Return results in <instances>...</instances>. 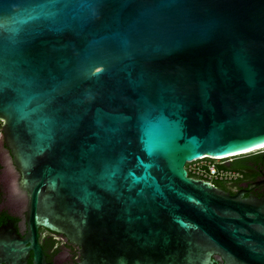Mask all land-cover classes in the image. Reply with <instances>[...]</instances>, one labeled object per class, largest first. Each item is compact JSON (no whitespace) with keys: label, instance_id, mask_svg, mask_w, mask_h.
<instances>
[{"label":"water","instance_id":"1","mask_svg":"<svg viewBox=\"0 0 264 264\" xmlns=\"http://www.w3.org/2000/svg\"><path fill=\"white\" fill-rule=\"evenodd\" d=\"M0 122V264H50L41 228L76 264H264V197L185 169L264 149V0H0Z\"/></svg>","mask_w":264,"mask_h":264},{"label":"flooded vegetation","instance_id":"2","mask_svg":"<svg viewBox=\"0 0 264 264\" xmlns=\"http://www.w3.org/2000/svg\"><path fill=\"white\" fill-rule=\"evenodd\" d=\"M232 164H234L237 169L230 168ZM227 165L230 170L238 173L239 178L230 185L220 184L219 186L216 184L215 186L218 185V188L231 195L243 192L244 197H264V152L249 160L228 161ZM1 197L0 193V203ZM22 222L21 216L0 209V229L6 227L10 228L11 226V229H13L15 233L20 237H24L26 231L22 226ZM38 243L42 248L47 263L76 264L80 260L79 248L69 243L65 236L61 234L52 233L41 228L38 230ZM212 260L215 264H225V261H223L219 255H213ZM27 264H32V253Z\"/></svg>","mask_w":264,"mask_h":264},{"label":"built area","instance_id":"3","mask_svg":"<svg viewBox=\"0 0 264 264\" xmlns=\"http://www.w3.org/2000/svg\"><path fill=\"white\" fill-rule=\"evenodd\" d=\"M230 158L202 156L189 161L185 165L187 176L213 185H230L239 178L238 173L228 168Z\"/></svg>","mask_w":264,"mask_h":264},{"label":"rangeland","instance_id":"4","mask_svg":"<svg viewBox=\"0 0 264 264\" xmlns=\"http://www.w3.org/2000/svg\"><path fill=\"white\" fill-rule=\"evenodd\" d=\"M1 128V122H0ZM2 134L0 130V193H1V203L0 209L7 210L15 215L23 216L25 213V198L17 188L15 181L17 179V173L13 168H11L6 157V153L2 151ZM264 152V149L255 151ZM252 152V153H255ZM249 153V154H252ZM248 155V154H247ZM233 159L230 158L229 161Z\"/></svg>","mask_w":264,"mask_h":264},{"label":"trees","instance_id":"5","mask_svg":"<svg viewBox=\"0 0 264 264\" xmlns=\"http://www.w3.org/2000/svg\"><path fill=\"white\" fill-rule=\"evenodd\" d=\"M261 153H263V152H255V153L248 154V155L232 157V159H233V161H234V160L245 161V160H249L250 158H253V157H255L256 155H259V154H261ZM230 168L237 169V167H236L234 164L230 165ZM218 185L220 186V184H218ZM218 185H217V186H218ZM4 216H5V215H4Z\"/></svg>","mask_w":264,"mask_h":264},{"label":"bare ground","instance_id":"6","mask_svg":"<svg viewBox=\"0 0 264 264\" xmlns=\"http://www.w3.org/2000/svg\"><path fill=\"white\" fill-rule=\"evenodd\" d=\"M263 148V147H262Z\"/></svg>","mask_w":264,"mask_h":264}]
</instances>
